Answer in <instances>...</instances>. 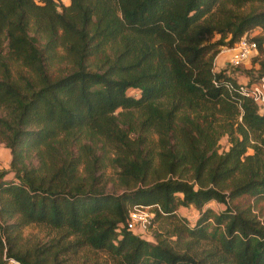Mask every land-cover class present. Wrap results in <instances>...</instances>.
Returning a JSON list of instances; mask_svg holds the SVG:
<instances>
[{"label":"trees","instance_id":"trees-1","mask_svg":"<svg viewBox=\"0 0 264 264\" xmlns=\"http://www.w3.org/2000/svg\"><path fill=\"white\" fill-rule=\"evenodd\" d=\"M254 28L264 0H0V264L82 247L112 264H264V105L239 92L264 77V36L247 82L212 62ZM136 204L199 216L144 238L125 226ZM30 223L59 236L23 247Z\"/></svg>","mask_w":264,"mask_h":264},{"label":"rangeland","instance_id":"rangeland-1","mask_svg":"<svg viewBox=\"0 0 264 264\" xmlns=\"http://www.w3.org/2000/svg\"><path fill=\"white\" fill-rule=\"evenodd\" d=\"M57 5H66L68 3V0H56ZM261 4L257 2L253 3H247L243 6H241L239 9H237L238 12H248L250 10H258L261 9ZM255 36H264V32H262L259 28H254L247 33L248 38H253ZM218 38L217 34H214L210 38H205V40L214 41L215 39ZM226 45H220L217 46L215 49L217 50V53L215 54L212 58V62H215L217 65H213L216 69L226 66L227 64V59L229 58L230 55V50H228ZM264 48V45H263ZM258 52V51H257ZM258 55L255 54L254 56ZM252 56L251 58H253ZM217 57L215 60L214 58ZM251 58H248L245 62L242 63L241 71L240 74H238V79L240 77L247 78L248 75L245 73V70H249L250 68H257V64L253 63L251 61ZM58 66H51L49 71H52L55 73L57 70ZM11 69H14L15 71L20 70L19 66H11ZM246 74L247 76H245ZM249 78V77H248ZM239 82H247L246 80ZM129 93H132L131 91ZM225 147V140L221 139L219 141V150L223 149ZM9 159H10V154L7 148L3 146L2 143H0V171L4 170L6 173L3 176L4 180H10L12 179V174L9 172ZM106 175H112V170L111 168H107L105 170ZM252 198L249 199H244L239 202L241 205H247L252 203ZM256 206L258 207V210H254L255 214L259 217V219H263L264 217V200H259L256 203ZM211 209L214 213L222 210L224 208L223 204H218L216 202H209L203 206V209ZM199 216V212L190 207H178L177 210L175 211L174 217L172 219H157V220H152L151 225L149 229H147L144 234H139L136 231L134 233L142 235L144 238H149V235L151 232L155 229L158 231H165L166 229L168 230L170 228V224L172 223H177V222H185L188 226H193L196 219ZM20 237H19V243L22 244L23 247H33L36 243H43L51 238H54V236L57 238L59 236V233L56 232L55 229H51L45 225H37L34 223H30L27 225H24L23 227L20 228L19 231ZM58 264H112V262L107 258V256L100 252V251H95L92 250L88 247H82L78 249L75 253L71 255H65L64 261H62V257L58 256L57 258Z\"/></svg>","mask_w":264,"mask_h":264},{"label":"built area","instance_id":"built-area-1","mask_svg":"<svg viewBox=\"0 0 264 264\" xmlns=\"http://www.w3.org/2000/svg\"><path fill=\"white\" fill-rule=\"evenodd\" d=\"M230 55L227 64L230 66H238L256 54V44L247 34H243L236 40L230 48ZM240 94L251 98L257 105H264V77L249 85L242 84L239 86ZM153 208L155 205H140L136 204L131 206L127 211L125 219L126 229L136 231L139 234L144 232L150 227L153 216ZM7 264H20L14 259H8Z\"/></svg>","mask_w":264,"mask_h":264},{"label":"crops","instance_id":"crops-1","mask_svg":"<svg viewBox=\"0 0 264 264\" xmlns=\"http://www.w3.org/2000/svg\"><path fill=\"white\" fill-rule=\"evenodd\" d=\"M219 53H220V52H219ZM219 53H217V54H219ZM216 58H217V57H215L214 60H215ZM227 60H228V59H227ZM213 64H214V65H217L215 62H213ZM243 66H245V65H243ZM238 76H239V75H238ZM239 80L244 81V80H246V79L243 78V77H240ZM240 83H241V82H240ZM242 83H243V82H242Z\"/></svg>","mask_w":264,"mask_h":264}]
</instances>
